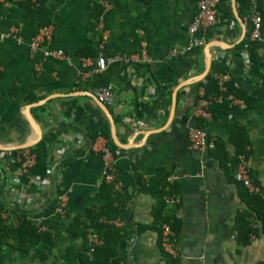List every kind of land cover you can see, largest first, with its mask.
<instances>
[{
	"label": "crops",
	"instance_id": "obj_1",
	"mask_svg": "<svg viewBox=\"0 0 264 264\" xmlns=\"http://www.w3.org/2000/svg\"><path fill=\"white\" fill-rule=\"evenodd\" d=\"M198 1L0 4V33L14 26L19 37V41L0 40V202L58 234V249L79 244L63 222L83 215L95 203L103 182L101 148L106 145L112 149L121 187L120 201L114 203L122 207V218L116 221L125 234L117 250L121 259L128 264H166L160 247L163 222L155 223L156 200L137 185L136 173L146 183L167 175V185L176 188L163 199L165 203L168 197L179 199L165 204L176 210L171 258L177 264H258L264 258L262 239H253L245 248L236 243L235 218L244 207L236 185L241 160L234 158L225 131L231 122L245 127L251 156L243 159L264 192V113L244 110L239 100L232 116L207 126L206 133L225 144L228 159L223 168L210 151L190 150L187 137L196 126L193 110L202 82L227 74L238 89L259 83L249 58L252 48L264 62V0L257 3L260 42L248 40L250 0H219L218 25L191 40L187 30ZM48 24L54 27L48 49L63 51L65 59L29 49L39 27ZM190 45L193 49L187 51ZM174 50L184 52L171 58ZM142 56L151 64L110 62L98 72L99 59ZM208 58L209 71L202 78ZM260 71L264 74L263 67ZM106 84L114 92L108 110L128 149L115 145L109 119L90 97ZM176 92V113L170 119ZM31 122L41 129L39 141ZM33 141L32 147L22 150L32 152L36 164L28 175L18 177L14 159L21 150L15 148ZM65 239L67 245L62 247Z\"/></svg>",
	"mask_w": 264,
	"mask_h": 264
},
{
	"label": "trees",
	"instance_id": "obj_2",
	"mask_svg": "<svg viewBox=\"0 0 264 264\" xmlns=\"http://www.w3.org/2000/svg\"><path fill=\"white\" fill-rule=\"evenodd\" d=\"M249 64L252 71L257 74L259 83L248 90L238 89L229 79L224 84V92L221 93L218 90L217 81L213 77L199 85L204 91L203 100L211 101L219 96L222 100L220 103L210 102L206 110L209 118L208 120L198 119L196 121L198 128L205 130L210 124L232 116L237 111L238 108L227 99L229 95L240 100L244 110L264 113V74L260 71L261 67L264 68V63L260 61L256 51L252 48L250 49ZM115 121L118 119L115 118ZM225 131L229 143L233 147L234 158L238 160L243 157L247 160L251 156V151L245 127L231 122L225 127ZM210 156L217 160L222 168L225 167L228 153L225 144L220 139L215 140ZM166 177L167 175H157L155 179H150L146 183L141 179L140 174H135L137 185L156 200L155 223H167L176 232L175 207L173 209L175 211L166 209L163 199L164 196H171L176 192V188L167 185ZM250 177L252 182L259 186L256 179L252 175ZM156 181H159L158 185H155ZM236 185L239 187V198L244 203V207L235 218V239L240 248H245L253 239L264 241V192L260 188L262 195L250 193L238 180ZM167 187L168 190H166ZM119 201L120 198L117 192L113 191L112 185L103 180L95 195V203L89 205L83 215H77L70 221L63 222V228L73 240L79 242L78 246L70 244L61 249H58V234L41 229L31 223L25 214H20L0 202V256L9 253L13 258L19 260L44 264L58 249V259L63 264H128L119 257L117 252L125 237L124 230L115 224L122 218V207L114 205ZM91 231L101 239L100 245L92 247L88 244L87 236ZM163 254L166 264H177L170 256ZM258 264H264V258Z\"/></svg>",
	"mask_w": 264,
	"mask_h": 264
},
{
	"label": "built area",
	"instance_id": "obj_3",
	"mask_svg": "<svg viewBox=\"0 0 264 264\" xmlns=\"http://www.w3.org/2000/svg\"><path fill=\"white\" fill-rule=\"evenodd\" d=\"M29 1L31 3H35L37 0H0V4L6 5H17L19 3H23ZM219 0H199L198 1V12L194 17L192 23L188 27V36L191 40H195L196 37L201 32H206L209 29L214 28L220 22V13H219ZM258 0H250L251 4V28L248 33V40L252 42H260L261 38V16L257 7ZM17 29L14 26L8 27L6 32L0 33V40L11 39L15 41H19V37L17 34ZM54 33V27L51 24L43 25L39 27L35 35L32 37L29 43V49L31 51H36L43 49V54L45 57L62 60L65 59L64 52L61 50H49L48 46L52 41ZM107 32L104 34V40L107 38ZM193 49V45H190L187 51ZM184 51L174 50L170 52V57L175 58L179 55H182ZM110 62H123V63H143V64H151V60L147 56H142L141 58L130 57L128 59L115 57L110 61H106L104 59L98 60V72L102 73L105 71L107 63ZM264 63V62H263ZM217 82L219 92H224V84L229 80L227 74H219L213 77ZM203 89L199 90V95L197 97V102L193 110V118L196 122L198 119L208 120L209 116L206 112L207 107L210 102L220 103L222 98L221 96L217 98H213L211 101H205L202 99L203 97ZM93 96L95 99L103 104L106 108H110L114 104V92L111 85H106L94 91ZM227 99L230 101L232 105H239L240 101L234 98L233 96H227ZM188 147L190 150L194 152H207L211 151L214 148L215 138L209 136L206 131L202 128H198L194 126L188 130ZM101 152L104 158V167H103V180L112 185L114 192H119L121 190L120 183L118 180V175L115 169V163L113 158L112 149L106 145L101 148ZM241 162L238 166V171L236 175V179L240 181L244 187L250 193H256L262 195V191L259 186L255 185L250 179V173L248 168L245 165L243 157H240ZM17 164V176L22 177L28 175L31 169L36 164L35 155L29 150H21L17 155H15L14 159ZM64 199L60 198V204L58 205L59 210L61 209L62 203ZM179 199L175 196L166 198V203L175 204L178 203ZM117 226L120 225L119 222H115ZM161 229V237H160V247L162 251L170 256L175 257V239L172 233L170 226L166 223H160ZM88 244L92 247L98 246L102 243L101 239L98 235L91 231L88 234Z\"/></svg>",
	"mask_w": 264,
	"mask_h": 264
},
{
	"label": "water",
	"instance_id": "obj_4",
	"mask_svg": "<svg viewBox=\"0 0 264 264\" xmlns=\"http://www.w3.org/2000/svg\"><path fill=\"white\" fill-rule=\"evenodd\" d=\"M209 67H210V59L208 58L207 60V70L205 72V74H203L202 78L205 77L209 71ZM90 97L93 98V100L98 104V106L105 112L107 118L109 119V122H110V125H111V136H113V141L115 143L116 146L120 147V148H123V149H128L130 148L129 146H125L123 145L119 138H118V135H117V130L115 129V123H114V120H113V117L111 116L108 108H106L103 104L99 103L95 97L93 95H90ZM176 107H177V92L174 94V97H173V107H172V115H171V118H173V115H175L176 113ZM33 128L35 129V131L37 132V140L39 141L42 137V133H41V129L39 126H36L35 124H33L31 122ZM36 141V142H38ZM35 144V141L33 142H27V143H24L18 147H16L15 149H19V150H22V149H27V148H30L32 147L33 145ZM0 150H1V147H0Z\"/></svg>",
	"mask_w": 264,
	"mask_h": 264
},
{
	"label": "rangeland",
	"instance_id": "obj_5",
	"mask_svg": "<svg viewBox=\"0 0 264 264\" xmlns=\"http://www.w3.org/2000/svg\"><path fill=\"white\" fill-rule=\"evenodd\" d=\"M251 179V178H250ZM63 246L67 245V240H63ZM0 264H38L36 262H32L29 260H19L17 258H13L9 253H5L0 256ZM44 264H63L62 261L58 259V250L54 252V255L50 257V259Z\"/></svg>",
	"mask_w": 264,
	"mask_h": 264
}]
</instances>
